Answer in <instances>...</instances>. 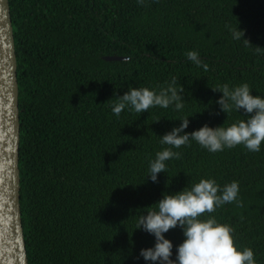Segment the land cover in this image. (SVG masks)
Instances as JSON below:
<instances>
[{
    "label": "trees",
    "instance_id": "trees-1",
    "mask_svg": "<svg viewBox=\"0 0 264 264\" xmlns=\"http://www.w3.org/2000/svg\"><path fill=\"white\" fill-rule=\"evenodd\" d=\"M18 63L21 211L29 264H145L155 239L136 217L165 192L213 178L238 181V202L212 215L234 230L239 248L264 264V145L211 153L195 141L146 182L160 137L246 119L220 112L214 92L247 83L264 96V0H9ZM245 31L252 45L231 38ZM196 50L208 70L186 59ZM124 57L109 61L105 57ZM175 78L185 108L123 111L110 101L130 86L159 89ZM219 113V114H217ZM159 121L158 123H156ZM146 182V183H145ZM174 245L182 230L166 233ZM175 253V249H174ZM139 258V259H138Z\"/></svg>",
    "mask_w": 264,
    "mask_h": 264
},
{
    "label": "clouds",
    "instance_id": "clouds-1",
    "mask_svg": "<svg viewBox=\"0 0 264 264\" xmlns=\"http://www.w3.org/2000/svg\"><path fill=\"white\" fill-rule=\"evenodd\" d=\"M137 2L145 4V0ZM226 27L233 40L242 41L246 46L252 45L245 39V31L241 30L240 24L238 28ZM185 56L197 67L208 70L207 63L201 59L198 51L189 50ZM212 90L221 94L215 101L220 112L227 116L236 111L247 118L227 126V119L223 125L216 127L206 123L197 130L187 132L190 118L193 117H181L179 126L159 136L160 144L166 147L157 151L155 158L149 161L146 182L150 180L158 183L160 174H167V162L181 156L174 149H180L192 141L211 153L241 145L250 152L261 151L264 145V96L254 95L247 83L234 87L224 84ZM113 100L111 110L117 117L126 109L142 114L150 113L149 109L156 107L180 112L187 102L185 89L175 78L165 81L158 90L130 86L123 95L117 94L107 103ZM239 192L238 181L221 187L213 178H202L182 191L163 193L157 203L133 216L136 217V231L146 232L155 239L153 247L140 250L139 258L145 264H256L254 251L250 247L239 248L235 244L234 230L230 225L219 222L212 215H204L226 204L238 202ZM176 228L182 230L184 237L179 245H174L165 235Z\"/></svg>",
    "mask_w": 264,
    "mask_h": 264
},
{
    "label": "water",
    "instance_id": "water-1",
    "mask_svg": "<svg viewBox=\"0 0 264 264\" xmlns=\"http://www.w3.org/2000/svg\"><path fill=\"white\" fill-rule=\"evenodd\" d=\"M109 61L124 57H105ZM20 111L9 0H0V264H29L21 211Z\"/></svg>",
    "mask_w": 264,
    "mask_h": 264
}]
</instances>
